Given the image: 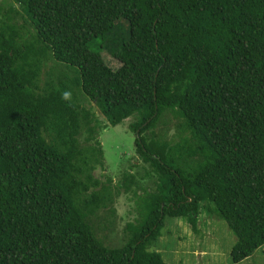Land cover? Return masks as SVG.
<instances>
[{"label": "trees", "instance_id": "1", "mask_svg": "<svg viewBox=\"0 0 264 264\" xmlns=\"http://www.w3.org/2000/svg\"><path fill=\"white\" fill-rule=\"evenodd\" d=\"M12 2L34 33L0 11V264H167L149 249L164 219L197 230L201 206L234 234L232 262L264 244V0ZM75 88L110 125L135 118L156 174L119 245L93 226L111 178L94 175L100 122ZM165 110L181 119L173 143L146 132Z\"/></svg>", "mask_w": 264, "mask_h": 264}, {"label": "rangeland", "instance_id": "2", "mask_svg": "<svg viewBox=\"0 0 264 264\" xmlns=\"http://www.w3.org/2000/svg\"><path fill=\"white\" fill-rule=\"evenodd\" d=\"M10 6L18 10L15 21L23 26L22 32L25 33L26 39L30 40L34 31L29 22L21 17L19 6L12 0H0L2 13ZM103 57L110 67L116 68L119 65V62L105 51ZM52 66L55 74L60 65L50 60L45 69ZM63 68L69 77L74 75L73 69ZM46 76L47 73L43 72L42 79ZM74 93L79 105L93 112L100 122L98 139L103 150V162L101 166L96 167L94 175L103 183H107V177L111 178V199L106 208L99 209L92 216L95 233L105 244L119 245L121 240L125 239V224L139 217V196L155 190L156 174L147 163L140 160L135 151V132L129 127L134 117L124 119L117 125H110L94 102L82 91L75 88ZM180 121L181 119L165 110L154 126L146 132L173 143L180 138ZM84 132L82 127L80 140L85 135ZM126 170L133 176L127 187L120 185ZM196 229L194 230L183 217L167 216L161 235L149 249L160 252L167 264H264V244L248 258L237 263L232 262L230 249L235 241L234 234L223 219L207 212L203 206L198 212Z\"/></svg>", "mask_w": 264, "mask_h": 264}, {"label": "crops", "instance_id": "3", "mask_svg": "<svg viewBox=\"0 0 264 264\" xmlns=\"http://www.w3.org/2000/svg\"><path fill=\"white\" fill-rule=\"evenodd\" d=\"M248 258V257H247ZM242 261V260H241Z\"/></svg>", "mask_w": 264, "mask_h": 264}]
</instances>
